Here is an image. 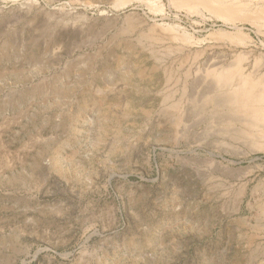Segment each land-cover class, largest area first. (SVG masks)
<instances>
[{
  "label": "rangeland",
  "instance_id": "obj_1",
  "mask_svg": "<svg viewBox=\"0 0 264 264\" xmlns=\"http://www.w3.org/2000/svg\"><path fill=\"white\" fill-rule=\"evenodd\" d=\"M198 1L0 0V264H264V123L229 96L264 84V0Z\"/></svg>",
  "mask_w": 264,
  "mask_h": 264
},
{
  "label": "bare ground",
  "instance_id": "obj_2",
  "mask_svg": "<svg viewBox=\"0 0 264 264\" xmlns=\"http://www.w3.org/2000/svg\"><path fill=\"white\" fill-rule=\"evenodd\" d=\"M175 1L176 3H178V5H182L186 7H191L192 4H194V0H175ZM211 2L209 0H205L204 2V4L206 5L205 7H209V9L216 14L230 18L231 14L235 12L232 8L224 7L218 3H214V5L213 4L211 5ZM120 5H123V0H118L116 6H120ZM261 18L264 19V15ZM226 22L223 23L227 25L226 27L228 30H220L218 32V36L224 40L229 41L231 38L233 39V36L235 35V31L236 32L238 31V27L235 24H229ZM228 82H229L228 78H224V79L217 78L215 86L218 89L222 87V85L223 86L226 85ZM257 86L258 84L257 85L253 84L251 80H246V79L241 80L239 86L232 89L231 93H229V96L232 105H235L239 109V111L250 113L254 122L256 123H264V84H262L260 88Z\"/></svg>",
  "mask_w": 264,
  "mask_h": 264
}]
</instances>
